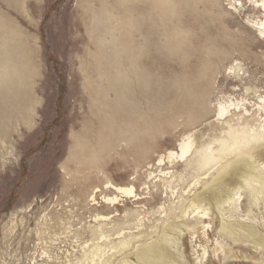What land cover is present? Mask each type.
Here are the masks:
<instances>
[{
  "label": "rangeland",
  "instance_id": "1",
  "mask_svg": "<svg viewBox=\"0 0 264 264\" xmlns=\"http://www.w3.org/2000/svg\"><path fill=\"white\" fill-rule=\"evenodd\" d=\"M259 19L253 0H0V264H121L157 240L176 264H264ZM242 153L252 179L213 198ZM107 183L141 199L106 211Z\"/></svg>",
  "mask_w": 264,
  "mask_h": 264
},
{
  "label": "bare ground",
  "instance_id": "2",
  "mask_svg": "<svg viewBox=\"0 0 264 264\" xmlns=\"http://www.w3.org/2000/svg\"><path fill=\"white\" fill-rule=\"evenodd\" d=\"M253 2L256 8L258 7L261 12H264V0H253ZM250 26L256 29L255 31L256 35L260 39L264 40V19H261V20L259 19V21H254L250 24ZM228 73H233L235 77H240L241 75L244 74V71L240 63L235 60L233 62V65H231L228 68ZM237 106L233 105V109H237ZM231 107H232V104H229L228 106L220 104L218 108V116L219 117L226 116L231 110ZM263 109H264L263 106H260V108L259 107L256 108L257 112H261L263 111ZM243 113L244 115L247 114L246 108H243ZM5 115H7V113L0 112V120L4 119ZM0 133H3L2 129H0ZM192 135L191 134L186 135L184 139H182V141L178 143L177 152L176 153L168 152L167 155L165 156V160L169 163H173L177 159H183L185 154H187L188 146L193 141ZM253 147L255 146L253 145ZM253 147L251 148L253 149ZM9 169H10V165L5 166V170H4L5 174L8 173ZM251 174H252L251 162L249 160V157L247 153L246 154L242 153L241 155L237 156L233 161L229 162L228 165L216 177H214L213 180L209 183V188L212 191V197L213 198H216V196L229 197V195L231 194V191H233L235 188L240 186V183H241L240 179L241 178L246 179L249 177L250 179H252ZM103 188L104 190H108L113 193L112 197H102L101 199L102 206L106 211L109 210V206L113 208L116 205H118L122 200H125V201L131 200L132 202H137L138 200L141 199V197L137 195L134 187L131 185L130 186H116L114 184L107 183L105 184ZM99 191L100 190L95 189L93 193L94 195L91 196L92 201H95L96 193ZM198 199L199 197L195 198L196 201H198ZM97 204L98 203L96 202L93 203V205H97ZM192 213H193V217H196L197 220L199 221L205 220L207 218V213L205 212V210L195 209L192 211ZM107 218H108L107 216H101V215H98L95 217L96 220H100V221L107 220ZM244 225L245 224L241 223L242 227H245ZM253 228H254L253 225H251V227H245L244 229H242L244 231L242 232V235L244 233L246 236L253 235V233L255 232ZM168 230L169 229L164 230L165 237H167L169 234ZM119 235L120 233L118 234V236ZM117 238H120V237H117ZM213 254H215V251L213 252ZM158 260H161V261L166 260L167 262H171L170 264H176L174 262L175 259H173L172 257L168 255L165 244L160 240H157L151 243L145 248L137 249L136 252L131 253L128 258L123 260L121 264H132V263H139V262L152 264ZM105 264H107V261H105Z\"/></svg>",
  "mask_w": 264,
  "mask_h": 264
}]
</instances>
